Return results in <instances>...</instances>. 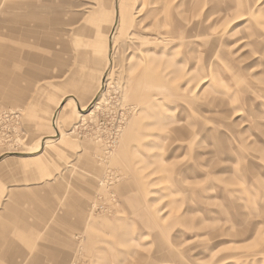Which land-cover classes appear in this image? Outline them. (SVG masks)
Here are the masks:
<instances>
[{"label":"rangeland","instance_id":"374dc122","mask_svg":"<svg viewBox=\"0 0 264 264\" xmlns=\"http://www.w3.org/2000/svg\"><path fill=\"white\" fill-rule=\"evenodd\" d=\"M19 1L0 264H264V0Z\"/></svg>","mask_w":264,"mask_h":264},{"label":"bare ground","instance_id":"6f19581e","mask_svg":"<svg viewBox=\"0 0 264 264\" xmlns=\"http://www.w3.org/2000/svg\"><path fill=\"white\" fill-rule=\"evenodd\" d=\"M20 4L21 2L19 0H12L13 10L11 12L16 14V16L13 19V23L25 25L26 23L31 22L39 26V22L42 21V19L40 18V20L36 24L35 21L39 19L38 16L21 8ZM153 4H154V0H142L140 9L143 10L147 7V5H153Z\"/></svg>","mask_w":264,"mask_h":264},{"label":"crops","instance_id":"0c3cea01","mask_svg":"<svg viewBox=\"0 0 264 264\" xmlns=\"http://www.w3.org/2000/svg\"><path fill=\"white\" fill-rule=\"evenodd\" d=\"M3 231L4 232H2L0 230V260H4L7 263V260L13 261L14 257H12V256L15 255V252H13L11 255H9V256H11L10 259L8 258L9 256H7V255L5 256V254L2 252H5V251L11 250V249H15V244L13 243V240L9 236L6 235V233H5L6 230H3ZM4 256H5V258H2Z\"/></svg>","mask_w":264,"mask_h":264}]
</instances>
